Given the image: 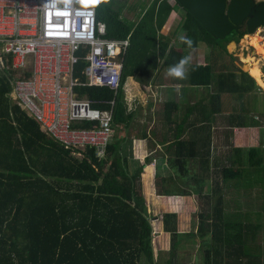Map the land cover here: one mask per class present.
Masks as SVG:
<instances>
[{"label":"trees","instance_id":"trees-1","mask_svg":"<svg viewBox=\"0 0 264 264\" xmlns=\"http://www.w3.org/2000/svg\"><path fill=\"white\" fill-rule=\"evenodd\" d=\"M85 1L94 7L96 20L104 24L105 37L129 39L115 91L104 85L73 87L91 107L112 109L111 128L128 116L125 77L143 86L161 60L163 65H174L190 50L205 47V62H190L185 81L212 88L207 101L197 103L207 124L209 119L216 121L212 115L219 114L231 127L260 126L264 141V90L226 49L230 41L238 42L246 34L244 26L222 39L214 38L181 8L170 44L161 32L173 10L169 0H152L147 6L146 0ZM180 36L191 40V46ZM76 54L72 75L84 82V49ZM11 76L0 68V264H183L175 256L181 244H188L189 233L178 232L174 212L161 214L162 230L170 235L167 257L154 255L153 225L141 187L142 165L132 166L121 156L122 140L111 133L102 157L95 156L90 146L64 148L11 99ZM163 105L169 120L178 104L167 101ZM183 123V118L176 122L175 157L168 166L187 178L183 187L186 184L190 190L184 187L174 192L169 182L155 180L157 194L192 192L199 199L194 233L201 250L198 264H264V208L248 206L252 179L260 180L258 196L264 191L262 146L232 148L235 153L228 157L230 163L210 167V133H189L194 128L201 130L192 122L185 136ZM93 124L80 121L77 125ZM207 178H211L208 183ZM245 204L247 208H242Z\"/></svg>","mask_w":264,"mask_h":264},{"label":"built area","instance_id":"built-area-1","mask_svg":"<svg viewBox=\"0 0 264 264\" xmlns=\"http://www.w3.org/2000/svg\"><path fill=\"white\" fill-rule=\"evenodd\" d=\"M256 30L264 40V26ZM104 33L85 0H0V67L11 72V99L64 148L90 146L97 157L112 133V109L91 107L73 87L117 89L129 39ZM83 49L85 79L78 82L72 67ZM80 121L94 124L82 127Z\"/></svg>","mask_w":264,"mask_h":264},{"label":"crops","instance_id":"crops-1","mask_svg":"<svg viewBox=\"0 0 264 264\" xmlns=\"http://www.w3.org/2000/svg\"><path fill=\"white\" fill-rule=\"evenodd\" d=\"M171 5L173 6V10L161 29V32L166 36H170V38L171 35H168L170 25L175 22L173 30V34L175 35V29L180 18V14H178L179 11L175 8L176 4L171 2ZM145 9L146 7L136 21H139ZM172 39H174V37ZM234 43V41H230L228 44L234 45ZM227 45V51L231 52ZM207 53V48L200 47L196 50H190L187 56L190 57L191 63L194 61L197 63H204ZM169 66L171 65H163L161 60L157 68L153 71V75L147 81V84L143 86L134 80L133 77H125L123 83V97L128 116L124 121L120 122L114 128H111V131L122 140L120 144L121 156H125L132 166L137 164L142 165V171L140 174L142 193L145 197L147 211L150 215L151 212L154 213L151 217L152 219H155L156 223L153 225L158 230L160 229L159 232H161L162 235H165L168 232L162 230L161 214L164 212H174L176 214L175 221L178 232L183 234L189 233L188 237L197 239V236H195L196 238L194 237L196 227L192 232L187 231L186 226L184 228L180 227V225L186 221V217L183 218V214L180 213L182 209L179 207H182V203H185L184 205L186 207L188 205L192 207L191 196H193L194 193L157 194L155 187V180H158L159 182L164 180L166 183H170L168 184L171 188L175 189L174 192H179L177 191V188L174 187L177 179H181L183 182L187 179L176 175L173 172V169L168 166L170 158L175 157L174 146L172 143L175 140L177 133L176 122L181 121L183 118L184 130L182 131V134L185 136L189 132L191 126L190 123L192 122L195 127L201 126V130H196L194 128L193 132L189 133H210V167L214 163H230L228 157H231L230 154L235 153L232 151V148H237V146H262L264 157L263 131L262 137L260 138L258 132V130L261 129L260 126L237 128V125H234L231 127L220 118L219 114H214L215 116L212 115L211 118H216V121L209 119V124H207V120L204 118V116H206L205 112L199 110L197 103H205L208 99V94L212 92V88L200 85H190L185 81L186 78L175 79L168 76L167 70ZM167 101H172L175 104H178L176 110L172 109L173 111H171L172 114L169 116V120L168 113L163 108V104ZM194 104L197 105L196 108L188 112V108L194 106ZM226 110H229V107ZM225 112L222 114H227ZM240 133L245 141V145L244 142L243 144L237 143V136ZM189 162L190 161L188 160V163ZM232 169L233 177L236 179L238 177L236 166ZM229 174L230 179H232L231 172ZM210 180L211 178H207V183ZM253 180L254 179H252L253 184L251 190L249 191L250 204L248 206L250 208H264V191L258 196V192L262 188L260 180L258 183H255ZM162 183L161 186H166V184L163 185ZM184 187L186 190H190L187 188L186 184ZM196 207L199 208V205H196ZM151 208L159 209L157 212L159 215H156ZM242 208H247V205H242ZM181 217L183 218L182 220H180ZM262 224L264 227V212L262 213ZM188 240H190V238H188Z\"/></svg>","mask_w":264,"mask_h":264},{"label":"rangeland","instance_id":"rangeland-1","mask_svg":"<svg viewBox=\"0 0 264 264\" xmlns=\"http://www.w3.org/2000/svg\"><path fill=\"white\" fill-rule=\"evenodd\" d=\"M169 1L174 3L173 0H169ZM150 2H152V0H146L145 5L147 6V4H149ZM175 8H177V10L179 11L178 14L181 15L182 14L181 13L182 12L181 7L176 5ZM127 14L129 15L130 13H127ZM137 18L135 19V22H136ZM174 25H175V22L171 23L170 30L168 31L169 32L168 35H171V38H170V36H167L169 38L170 44L173 43L174 39H172V38L175 37V35H176V34L175 35L173 34ZM257 31L258 30H255L251 34H244L243 37H241L238 42H235L234 45L228 44L227 47L231 50V53L236 57L235 62L237 63V65L242 70H246L247 66L249 64H251L252 62H254V60H255L261 74L263 75L261 77V79H264V71H263L264 70V43L261 42V41L264 42V40L263 39L261 40ZM254 33H255V36L257 35L256 37L259 38L260 42L262 43L261 48H256L252 44L251 36ZM261 122L264 123V119H262ZM258 132H259V137L261 138L262 137V128L259 129ZM242 140H243V138H242L241 133H240L237 136V143L243 144V142H244V145H245V141L244 140L242 141ZM255 146H258V145H255ZM175 184L176 185H174V187H176L177 189L178 188H179V190L184 189L183 181L181 179H177V182ZM234 194L237 195V192H235ZM191 198H192V200H191V202H192L191 206L192 207H190L189 205L186 207L184 205L185 203H182V207L181 206L179 207L182 209V211L180 213L183 214V218L186 217V221L182 225H180V227L184 228L186 226V230L189 232H192V230H195L196 222H197V212L200 210L199 208L196 207V205H199V199L197 198L196 194L195 195L193 194V196H191ZM151 210H153V212H155L156 215H159L157 213L159 209L151 208ZM185 210H186V213H185ZM153 214L154 213L151 212L150 216H153ZM183 218L181 217L180 220H182ZM150 221H151L152 225L156 223L155 219H152V217L150 218ZM159 231H160V229L158 230L153 225L152 243H153L154 255L157 257H160V258H166L167 257L166 256L167 250L169 249L170 235H169V233L162 235L161 232H159ZM188 238H190V240H188L189 241L188 244H186V245L181 244L180 247L178 248L177 252H176L175 257L178 259L179 263L198 264V258L201 254V250H200V247L198 245V241H199L198 237H197V239H192L191 237H188ZM181 243H182V241H181Z\"/></svg>","mask_w":264,"mask_h":264},{"label":"water","instance_id":"water-1","mask_svg":"<svg viewBox=\"0 0 264 264\" xmlns=\"http://www.w3.org/2000/svg\"><path fill=\"white\" fill-rule=\"evenodd\" d=\"M214 38L222 39L244 26L253 33L264 26V0H174Z\"/></svg>","mask_w":264,"mask_h":264},{"label":"clouds","instance_id":"clouds-1","mask_svg":"<svg viewBox=\"0 0 264 264\" xmlns=\"http://www.w3.org/2000/svg\"><path fill=\"white\" fill-rule=\"evenodd\" d=\"M180 40L191 46V40L180 36ZM190 63V57H182L176 64L169 66L167 75L175 79H185L187 76V66Z\"/></svg>","mask_w":264,"mask_h":264},{"label":"bare ground","instance_id":"bare-ground-1","mask_svg":"<svg viewBox=\"0 0 264 264\" xmlns=\"http://www.w3.org/2000/svg\"><path fill=\"white\" fill-rule=\"evenodd\" d=\"M258 32V31H257ZM257 36V35H256ZM255 36V33L252 34L251 36V40H252V44L254 45V47L256 48H261L262 43H264L263 41L260 42V39L257 38ZM243 37V36H242ZM237 40V39H236ZM262 40V39H261ZM227 42V41H226ZM247 46V45H246ZM253 53V52H252ZM244 56V55H243ZM242 62V61H241ZM246 71L253 76V78H255V81L261 86V88L264 90V79H261V77L263 76L257 66V63L252 62L251 64H249L246 68ZM264 71V70H263Z\"/></svg>","mask_w":264,"mask_h":264},{"label":"snow or ice","instance_id":"snow-or-ice-1","mask_svg":"<svg viewBox=\"0 0 264 264\" xmlns=\"http://www.w3.org/2000/svg\"><path fill=\"white\" fill-rule=\"evenodd\" d=\"M89 2H91V3H96L97 0H89Z\"/></svg>","mask_w":264,"mask_h":264}]
</instances>
